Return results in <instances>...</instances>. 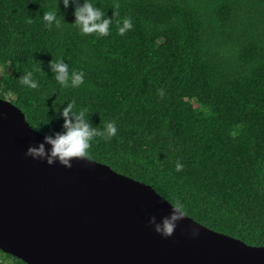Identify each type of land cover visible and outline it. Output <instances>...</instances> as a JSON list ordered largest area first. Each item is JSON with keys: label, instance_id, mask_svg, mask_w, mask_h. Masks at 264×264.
<instances>
[{"label": "trees", "instance_id": "16d2710c", "mask_svg": "<svg viewBox=\"0 0 264 264\" xmlns=\"http://www.w3.org/2000/svg\"><path fill=\"white\" fill-rule=\"evenodd\" d=\"M96 2L114 13L106 36L81 34L62 0H0V64L10 68L0 98L10 94L33 128L50 121L52 103L75 99L93 126L117 128L94 136L87 157L181 201L200 224L264 246V0ZM48 10L59 26H45ZM125 17L132 27L119 34ZM56 59L84 82L57 83ZM26 71L37 88L19 81Z\"/></svg>", "mask_w": 264, "mask_h": 264}, {"label": "water", "instance_id": "95a60500", "mask_svg": "<svg viewBox=\"0 0 264 264\" xmlns=\"http://www.w3.org/2000/svg\"><path fill=\"white\" fill-rule=\"evenodd\" d=\"M43 140L0 98V251L26 264H264V246L188 215L170 237L147 219L171 203L151 185L89 157L71 168L25 156Z\"/></svg>", "mask_w": 264, "mask_h": 264}, {"label": "clouds", "instance_id": "9594fccd", "mask_svg": "<svg viewBox=\"0 0 264 264\" xmlns=\"http://www.w3.org/2000/svg\"><path fill=\"white\" fill-rule=\"evenodd\" d=\"M62 3L65 9L70 5L73 7L74 20L72 24L81 34L108 35L114 13L112 17L105 15L97 6L96 0H62ZM42 20L46 27L59 26L60 24L58 14L53 10L43 11ZM118 25L117 32L119 34H124L132 27L131 20L127 17L123 18L122 23L118 22ZM49 70L52 73V78L62 87L76 88L84 82V72L73 69L69 73L68 64L62 59L51 60ZM18 79L29 88L39 86L38 81L33 79L32 71L22 73ZM157 92L163 96V89H158ZM51 107L53 115L50 121L35 127L34 130L40 132L44 127L50 126L53 120L62 119L61 130L44 133L42 142L34 146L29 145L25 156L44 161L48 165L58 162L65 168H71L74 159H84L88 156L90 142L94 136L102 133L108 139L116 135L117 128L114 121H107L102 129H98L87 118V108L77 107L75 99L59 104L52 103ZM175 167L179 171L183 165L177 161ZM170 206L169 214L160 218L159 221L155 215H151L147 219V223L153 227L154 231L163 237H170L178 222L184 219L181 201L177 200Z\"/></svg>", "mask_w": 264, "mask_h": 264}, {"label": "rangeland", "instance_id": "374dc122", "mask_svg": "<svg viewBox=\"0 0 264 264\" xmlns=\"http://www.w3.org/2000/svg\"><path fill=\"white\" fill-rule=\"evenodd\" d=\"M10 72V68L7 66H3L0 64V75H3L5 73H9ZM6 99L11 100L13 97L10 94H7ZM14 259L12 258H8L5 255L0 256V261L2 262V264H14L13 262Z\"/></svg>", "mask_w": 264, "mask_h": 264}]
</instances>
